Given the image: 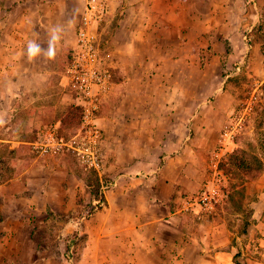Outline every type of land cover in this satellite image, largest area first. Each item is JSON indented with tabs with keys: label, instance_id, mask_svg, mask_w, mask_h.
I'll return each mask as SVG.
<instances>
[{
	"label": "crops",
	"instance_id": "obj_1",
	"mask_svg": "<svg viewBox=\"0 0 264 264\" xmlns=\"http://www.w3.org/2000/svg\"><path fill=\"white\" fill-rule=\"evenodd\" d=\"M51 1L0 0V246L16 242V236L7 232V221L23 227L25 214L35 213L36 230L45 228L43 221H58L56 228L49 227L55 228L52 236L50 230L45 234L47 242L52 238L58 241L61 252L69 244L70 252L75 253L80 264H231V253L223 250L229 241L225 222L205 220L206 213L202 212L203 206L195 195L201 171L194 148L185 156L190 148L176 136V123L171 127L165 124L160 137L156 117L172 115L171 111L177 110L148 107L152 101L161 105L166 100L163 97L168 91L165 72L168 67L180 66L177 50L183 46L184 34L175 27L178 24L172 15L181 13L177 10L182 8L183 0H121L118 3L121 13L114 32L115 41L124 35L127 40L123 42L126 47L123 53L135 59L127 65L113 63L112 91L100 103L102 112L97 120L105 133L99 141L96 172L100 181L104 178L111 182L108 187H101L103 202L99 205H95L96 200L64 154L60 151L47 154L54 144L49 134L56 137L60 122L55 120L49 124V130L41 131L44 134L41 139L39 131L45 122L36 115H50L66 104L67 97H60L56 102L45 91H35L34 97L33 93L25 94L21 87V82L30 79L43 85L53 73L48 58L44 59L43 55L48 51L45 39L57 36L51 23L57 18ZM2 5L12 10L7 11ZM44 5L48 6L41 9ZM34 7L35 36H28L22 26ZM153 20L160 21V25L158 21L153 24H158L160 28L156 30L161 34L150 38L141 28ZM162 20L167 21V27H163ZM9 21H13L12 26L8 25ZM30 42L39 48L35 57L29 55ZM116 45L115 49L120 52V46ZM144 45L149 49L138 60ZM59 46L54 52L62 51L65 42H59ZM71 46L73 51L75 40ZM127 66L133 68L132 72L125 70ZM141 67L145 74L139 71ZM65 74L60 84L63 87ZM38 88L35 85V90ZM29 100H35V106ZM27 103L35 107V130L39 132L42 147L37 148L36 141L20 140L12 130L23 121L13 125V117ZM24 121L21 132L33 125L25 126ZM25 146L35 148L37 155L29 158V166L19 169ZM1 150L7 154L3 156ZM9 164L15 171L7 169ZM259 182L264 184V173ZM257 198L252 208L258 221L252 227L264 245V194ZM91 208L94 210L85 215ZM206 210L210 214V209ZM74 212L80 215L72 216ZM76 232L80 242L74 245L68 236ZM38 242L36 239L35 264L55 257L49 243L38 248Z\"/></svg>",
	"mask_w": 264,
	"mask_h": 264
},
{
	"label": "rangeland",
	"instance_id": "obj_2",
	"mask_svg": "<svg viewBox=\"0 0 264 264\" xmlns=\"http://www.w3.org/2000/svg\"><path fill=\"white\" fill-rule=\"evenodd\" d=\"M52 1L51 3L55 5L52 12L57 18L51 23L57 33L54 35L57 36L56 39L52 36L45 39L48 51L43 55L44 59L48 58L53 73L43 85L35 83V79H30L21 82V87L25 94L33 93L34 97L35 91H45L52 96L50 99L54 98L56 102L60 97H67L66 104L56 108L50 115H36L45 122L39 132L49 130L51 128L49 124L55 120L62 121V128L56 132V137L63 138L68 147L63 148L60 154L67 157L78 175L93 179V172L97 175L96 170L88 168L82 162L81 154L75 150L85 141L81 128L82 117L80 125L78 112L73 113V109L80 106L72 89L60 85L72 57L71 45L82 25L81 19L87 0ZM98 1L105 5L106 13L100 20L101 34L97 35V39L102 61L111 75L110 87L100 96L101 100L99 99L97 118H100L102 112L100 103L106 100L112 91L115 75L113 63L127 65L135 58L131 59L127 53H123L126 49L123 42L126 43L127 40L124 35L115 41L114 32L121 13L118 3L121 0ZM181 5L182 8L177 10L181 13L172 15L174 22L178 24L175 27L184 34L183 46H179L177 50V55L181 59L180 66L168 67L165 72L167 75L165 87L168 91L163 97L166 100H162L161 105L152 101L148 107L154 110L156 108L177 110L176 113L171 111L172 115L169 113L156 117L160 137L165 124L169 126L176 123L178 125L176 136L182 138L185 145L190 148L184 153L185 156L194 148L201 171L195 195L200 197L199 204L203 206L202 212L206 213L205 220L208 218L215 222H225L229 230V241L223 250L231 253V264L235 261L238 264H264V245L260 241V234L252 227V224L258 221L252 207L255 206L257 197L264 194V184L259 182L264 173V0H183ZM2 6L7 11L11 9L10 6ZM47 6L39 7L42 9ZM35 11V7L31 8L28 20L22 26L28 36H35V28L32 27L35 22ZM154 21H158L160 25L159 20H153L148 26L141 28L150 38L161 34L156 30L160 27L156 23L153 24ZM12 22L9 21L8 25L12 26ZM161 22L164 24L163 27H167L166 20ZM59 42H65L63 50L49 56L50 47L55 51L60 47ZM116 44L120 46V52L115 49ZM144 46L139 52L138 60H142L149 49L147 45ZM24 57L27 56L24 54ZM125 70L130 73L133 68L127 66ZM139 71L145 74L142 67ZM35 85L39 87L37 90ZM31 102L35 106V100H29L28 103ZM28 103L20 107L18 115L13 117L12 122L14 125L23 119L25 126L29 127L31 123L33 125L30 130L21 132L22 121L20 125H14L12 130L17 133L20 140L35 143L39 133L35 130V107L31 104L27 106ZM96 124L100 130L101 141L105 132L98 124V120ZM171 135L172 133L169 136ZM43 138L44 134L41 133V139ZM25 147L23 149L25 153L21 155L24 161L19 169L29 166V158L37 155L35 148ZM1 151L3 156L7 154L6 151ZM236 151L244 163L238 169L230 161V156ZM47 154L55 155L57 151L49 150ZM12 166L7 165V169L15 171ZM97 179L100 194L101 187H108L111 181L104 178L100 181L98 175ZM92 181L94 182V179ZM210 194L216 201L211 200L208 205V200L204 198ZM206 209H210V214ZM93 210L91 208L85 215ZM75 215L79 216L80 213L74 212L72 216ZM43 222L45 228L36 230L35 213L25 214L23 227L14 221H7V232L16 236V242L0 246V264H35L36 239L40 240L36 244L38 248H43L49 243V248H53L55 252V257L50 261L44 260L38 264H80L70 249L62 252L59 250L61 245L59 246L58 241L52 238L47 242L45 234L50 230L52 236L58 221ZM245 223H248V226H245ZM51 226L55 228H49ZM55 235L58 233L55 232ZM79 239L78 232L68 236V241L74 245L79 244ZM61 254L64 257H61Z\"/></svg>",
	"mask_w": 264,
	"mask_h": 264
},
{
	"label": "built area",
	"instance_id": "obj_3",
	"mask_svg": "<svg viewBox=\"0 0 264 264\" xmlns=\"http://www.w3.org/2000/svg\"><path fill=\"white\" fill-rule=\"evenodd\" d=\"M105 13L106 8L102 2L87 0L82 14V25L77 31L75 47L65 74V85L72 89L75 100L82 109L81 128L85 135V141L80 148L75 150L81 154L82 162L88 168L96 171L98 169L100 137V130L96 124L99 99L111 84V75L105 66V62L102 61L97 39L100 20ZM49 138L54 143L50 148L52 150L61 151L68 147L63 138H57L51 134H49ZM40 141L41 139L36 141L37 148L43 146ZM204 199L208 200V205L211 200H215L212 194ZM204 199L202 198V200ZM99 204V200H96L95 205Z\"/></svg>",
	"mask_w": 264,
	"mask_h": 264
},
{
	"label": "trees",
	"instance_id": "obj_4",
	"mask_svg": "<svg viewBox=\"0 0 264 264\" xmlns=\"http://www.w3.org/2000/svg\"><path fill=\"white\" fill-rule=\"evenodd\" d=\"M76 112H78L79 114V120H80V125H81L82 109L80 107H76L75 109H73V113H76ZM62 125H63V122L61 121L59 129L62 128ZM230 161L233 164V166H235V168L237 169L240 168L244 164L241 157L238 156V151L234 152L230 156ZM93 174H94V178H93L94 182L92 181L93 179H89V178L86 179L84 177H81L80 175L79 176L82 178L85 187L90 192L92 199H95V200L99 199V202L102 203L103 196L99 194V183H98L97 175L94 172ZM95 197H98V198H95ZM247 224L248 223H245V226H248ZM243 233L244 234L246 233V229L243 230ZM66 249H70L69 246H66ZM234 264H238V263H236L235 261Z\"/></svg>",
	"mask_w": 264,
	"mask_h": 264
},
{
	"label": "clouds",
	"instance_id": "obj_5",
	"mask_svg": "<svg viewBox=\"0 0 264 264\" xmlns=\"http://www.w3.org/2000/svg\"><path fill=\"white\" fill-rule=\"evenodd\" d=\"M28 52H29V55L30 56H34V55H37L38 52H39V48L38 46L35 44V43H29L28 45ZM54 55V50L52 47H50L49 49V56H52Z\"/></svg>",
	"mask_w": 264,
	"mask_h": 264
}]
</instances>
